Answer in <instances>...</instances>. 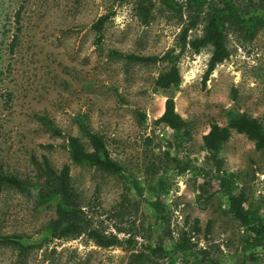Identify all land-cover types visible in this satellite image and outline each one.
Here are the masks:
<instances>
[{"label":"rangeland","instance_id":"rangeland-1","mask_svg":"<svg viewBox=\"0 0 264 264\" xmlns=\"http://www.w3.org/2000/svg\"><path fill=\"white\" fill-rule=\"evenodd\" d=\"M176 1L182 20L164 0H0V94L12 93L10 104L0 106V153L6 164L33 175V153L39 160L45 154L54 167L69 163L66 135H77L88 145L79 127L84 121L104 136L111 156L124 166L123 173L113 174L70 165L88 225L116 235L119 244L99 245L85 231L42 238L45 223L55 216L53 203L6 190L0 201L2 229L23 234L27 246L1 247L0 264H166L170 258L174 264H210L202 256L218 264H264V239L247 246L248 257L242 260L247 230L231 211L213 175L214 164L201 147L209 124H225L228 110L263 121L264 26L249 34L247 22L229 23V56L205 80L210 48L187 49L178 61L181 82L168 89L154 86L161 64L110 54L159 55L171 47L187 15L199 10L187 0ZM103 14L108 18L98 38L92 23ZM201 29L197 24L190 36ZM167 97L188 122L185 141L177 143L169 128L156 121ZM41 115L59 134L45 129ZM220 156L219 172L232 175L234 191L245 194L244 207H257L264 218V149L232 130ZM175 158L191 166L180 171ZM157 198L160 210L152 203ZM179 242L189 247L186 253L178 250ZM148 244L166 253H153ZM200 249L205 253L199 254ZM138 251L148 259L135 258Z\"/></svg>","mask_w":264,"mask_h":264},{"label":"trees","instance_id":"trees-1","mask_svg":"<svg viewBox=\"0 0 264 264\" xmlns=\"http://www.w3.org/2000/svg\"><path fill=\"white\" fill-rule=\"evenodd\" d=\"M168 7L178 13L183 19V11L176 0H164ZM189 6L195 5L199 10L193 14L189 13L187 23H182L181 29L176 35L175 43L161 54L139 55L136 53H124L119 50L110 51L111 55L124 57L128 62H148L159 63L161 67L154 79V86L157 88L168 89L179 86L181 82V72L178 67L180 56L187 50L198 52L202 48H210L211 53L208 59L207 68L204 73V80L211 74L215 66L229 56V49L226 44L227 26L232 23H246L249 34H254L259 26H264V0H248L246 5H242L239 0H187ZM205 5V8L202 7ZM146 9V10H145ZM262 13V14H261ZM18 19V13L16 14ZM144 20L148 19V8L143 9ZM108 18L107 14L100 15L92 23V28L98 38L102 37L104 24ZM202 24L201 33L190 36V30L197 24ZM14 36L10 43L11 50L16 44ZM12 101V93L7 91L0 94V106L2 102L9 105ZM142 120L145 116L138 112ZM42 123L53 134H59V129L52 123L46 115L40 116ZM158 123L165 124L174 135L178 142L185 141L190 137L188 122L176 111L174 99L167 97L164 102V109L156 119ZM82 134L87 138L86 145L80 137L73 134L66 135V147L69 154V163H63L60 167H54L48 157L42 154L41 160L33 153L32 162L36 170L33 175L23 174L15 169L9 168L3 155L0 153V201L4 191L17 190L22 194L34 197L39 203L51 202L54 205L55 216L48 219L45 223L42 238H61L78 235L88 232L99 245H117L120 240L116 235L107 236L102 231L94 229L88 225L81 205V194L75 187L70 165L85 164L94 166L103 172L120 174L124 171V166L115 160L106 145L104 136L92 128L84 121L79 125ZM232 130L243 133L248 139L252 140L254 147L258 150L264 149V117L263 121L250 115L246 111L228 110L226 112V123L219 124L212 121L207 132L201 136V147L214 164V177L219 188L226 194L230 203V208L236 216L240 225L246 228V238L242 243L241 258L246 260L248 257L246 247L260 245L264 239V218L257 207L246 209L244 207L245 194L238 190L234 191L235 185L232 175L221 174L219 168L222 163L220 151L223 144L230 137ZM1 146V141H0ZM1 152V150H0ZM179 170L183 171L191 166L189 161L180 163L177 158ZM195 168V167H194ZM203 170L204 168H196ZM141 194V189L137 187ZM156 209H161V199L152 201ZM21 233H8L3 231L0 222V248L9 244H14L20 249H26ZM178 250L186 253L188 246L178 243ZM153 253H166L160 245H146ZM205 250L200 249L199 254H204ZM162 256V255H161ZM135 258L148 259L144 251L134 253ZM210 264H218L215 259L201 257ZM170 258L166 264H174Z\"/></svg>","mask_w":264,"mask_h":264}]
</instances>
